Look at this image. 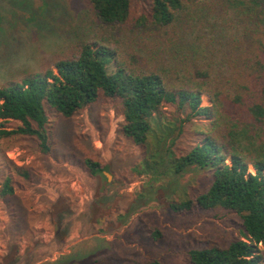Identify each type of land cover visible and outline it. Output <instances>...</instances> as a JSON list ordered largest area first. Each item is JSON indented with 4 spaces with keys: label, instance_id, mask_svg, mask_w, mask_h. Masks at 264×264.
<instances>
[{
    "label": "trees",
    "instance_id": "trees-1",
    "mask_svg": "<svg viewBox=\"0 0 264 264\" xmlns=\"http://www.w3.org/2000/svg\"><path fill=\"white\" fill-rule=\"evenodd\" d=\"M80 1V9H72L70 0L26 5L22 19L35 13L30 22L60 16L55 31L63 39L49 57L33 54L35 66L25 61L29 55L0 61V135L26 137L49 156V109L70 118L99 100L111 103L121 112L122 135L144 150L142 165L134 167L138 174L158 168L173 174L188 167L211 170L204 192L171 200L168 208L178 213L219 208L241 219V238L191 248L189 264H264V0ZM3 21L0 16V25ZM202 95L208 105H201ZM6 122L16 125L6 129ZM191 127L194 141L174 151ZM2 160L0 264H18L22 243L25 248L41 243L34 234L36 210L29 208L35 205L37 179L27 165ZM80 165L97 181L87 207L88 219L96 223V216L107 212L109 184L99 162L85 158ZM75 208L58 194L40 213L61 222ZM112 262L89 255L56 264Z\"/></svg>",
    "mask_w": 264,
    "mask_h": 264
},
{
    "label": "rangeland",
    "instance_id": "rangeland-1",
    "mask_svg": "<svg viewBox=\"0 0 264 264\" xmlns=\"http://www.w3.org/2000/svg\"><path fill=\"white\" fill-rule=\"evenodd\" d=\"M36 1L39 2L0 0V16L4 20L0 25L2 63L29 55L25 61L35 66L36 60H31L33 54L49 57L61 44L63 36H56L55 31L60 16L43 15L30 22L35 16L30 12L23 16L27 22L22 19L26 5ZM69 3L72 9L82 8L80 0ZM43 11L39 9V13ZM8 21L14 24L10 27ZM3 71L1 69L0 74ZM208 104V96L202 95L201 105ZM48 113L53 141L49 156L39 153L26 137L0 135V161L6 156L17 165H27L37 179L33 187L35 205L30 207L28 203V206L36 210L34 234L37 233L41 243L28 248L22 243L18 264L64 263L70 257L89 255L99 259L109 257L113 260L111 264H139L143 259H156L163 264H189L191 248L224 246L232 239L241 238V219L235 212L194 208L178 213L167 207L171 200L193 198L204 192L212 180L211 170L188 167L173 174L158 168L144 169L145 172L138 174L134 167L142 165L144 150L122 135V115L116 106L99 100L70 118L57 116L52 109ZM15 125L6 122L5 128ZM194 127L201 126L196 123ZM194 127L185 137L177 139L174 151L177 145L186 149L194 141ZM169 143L170 137L167 145ZM85 158L101 164L100 173L109 184L104 196L107 212L97 215L96 223L88 219L87 207L94 197L97 181L80 165ZM249 171L253 169L250 167ZM20 192L25 198L28 187L24 186ZM58 194L76 205L75 212L61 222L57 219L49 222L40 211ZM140 195L144 197L141 199ZM1 208L0 205V228L5 221ZM79 212L83 214L78 215ZM113 220L114 224H108ZM1 245L0 242V249Z\"/></svg>",
    "mask_w": 264,
    "mask_h": 264
},
{
    "label": "water",
    "instance_id": "water-1",
    "mask_svg": "<svg viewBox=\"0 0 264 264\" xmlns=\"http://www.w3.org/2000/svg\"><path fill=\"white\" fill-rule=\"evenodd\" d=\"M104 173L106 174L107 178L110 177V174L109 173H107V172H104Z\"/></svg>",
    "mask_w": 264,
    "mask_h": 264
}]
</instances>
